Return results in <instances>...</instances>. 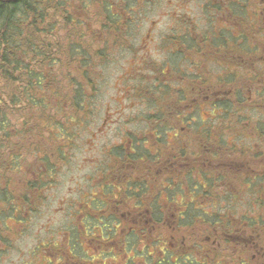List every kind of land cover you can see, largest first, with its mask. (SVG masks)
Here are the masks:
<instances>
[{"label":"flooded vegetation","instance_id":"af4514ba","mask_svg":"<svg viewBox=\"0 0 264 264\" xmlns=\"http://www.w3.org/2000/svg\"><path fill=\"white\" fill-rule=\"evenodd\" d=\"M249 1L246 13L244 0H178L166 54L146 75L172 104L120 109L131 115L121 125L107 111L80 142L90 147L74 186L28 213L30 252L16 263L264 264V0ZM185 3L201 18L181 15ZM248 111L251 126L228 123ZM18 217L7 241L20 237Z\"/></svg>","mask_w":264,"mask_h":264},{"label":"trees","instance_id":"16d2710c","mask_svg":"<svg viewBox=\"0 0 264 264\" xmlns=\"http://www.w3.org/2000/svg\"><path fill=\"white\" fill-rule=\"evenodd\" d=\"M151 2L156 3L0 0V236L6 244L11 242L6 238L12 232L13 213L19 214L13 227L22 228L19 239L28 236L32 232L31 227L24 228L28 213L33 207L41 210L52 188L61 187L60 177L73 167L74 149H80L83 133L89 134L95 124L92 108L102 67L114 61V54L140 52L134 33L141 10ZM250 5L244 0L246 13ZM175 34L168 37V44ZM146 66V75L158 68L154 62ZM139 79L151 85L145 89L158 101L162 84ZM105 118L106 114L101 123ZM34 163L35 182L29 175ZM16 179L20 185L14 187ZM33 187L38 196L31 198Z\"/></svg>","mask_w":264,"mask_h":264},{"label":"rangeland","instance_id":"374dc122","mask_svg":"<svg viewBox=\"0 0 264 264\" xmlns=\"http://www.w3.org/2000/svg\"><path fill=\"white\" fill-rule=\"evenodd\" d=\"M154 1L156 3L151 2L145 5L144 9L141 10L139 16V27L138 30L134 33V43H136L135 45H143L141 48V52L135 54V52L132 51H123L114 54L112 55L114 61L102 67L103 76L98 78L99 88L92 108L93 113H95L96 115L93 118V123H95V126H91V130L93 129V131H91L90 134L97 129L96 125L101 124V119L105 116L108 110H110L109 112L112 115L109 117L111 119L109 123H114V125L115 123L116 125H121L120 123H122L123 121L130 123L129 119L131 115L129 114V111L122 113V115H119L121 111L119 112V114H117V111L120 109L156 107L160 108L163 106L169 108L168 104H172L173 102V98L163 97L158 93V97L160 98L157 101L156 97L153 98L154 95L147 93L151 85L145 84L142 81L143 79H139L140 77L147 79L146 76H143V74H147V62H154L157 64L161 62L162 56L166 53L162 52L161 47H159L161 43L160 38L163 34H167L170 30H172L173 27H175V22L177 20V17H175V10L178 6V0H167L168 2L166 0ZM182 5H184V11L180 12L181 15H186L188 19L197 16L200 17L199 13L196 10V3H185ZM112 53L113 52H111L110 54ZM142 57L146 58V60H143V62L140 59ZM146 87H149L148 90H146ZM141 90H143V92H141ZM141 94H143L144 96H141ZM149 97L153 98V101L151 103L149 102ZM163 100H165L166 102L162 103ZM143 101L145 102L143 103ZM201 118L202 120L208 119L206 115H203ZM255 119L256 113L253 111H248L243 115L233 116L229 118L228 123L236 124L239 123L237 121H240L242 123L239 124L243 126L245 125L244 128H246L247 125L251 126L252 123H254ZM117 128V126L108 128V131L111 134V140H114L112 135L115 133L114 130H116ZM127 128L130 127L127 126ZM86 134L87 133L85 132L83 133L84 137L81 141L88 139V135L90 134ZM107 139L108 136H101L97 138L95 145L98 146V149L102 147L103 141ZM79 145L80 147L82 146L81 144ZM89 147L90 143L85 142V145L82 147V149H74V156L72 159H70V161H72L73 167L71 168V170L67 171L68 173H64V175L60 177V183L57 187H61L55 188V190H52L48 194V199L46 200L45 205L47 204L51 208L54 203V195L61 196L66 191V189H68L69 185L74 186V183H71L69 179L72 176L78 178L79 174L76 170V165L79 164V161L80 163L82 162V158L86 155L84 153V150ZM100 153L101 150H99L98 156H100ZM14 177L16 178V176ZM19 185L20 182H18V179H16L14 187H17ZM30 246L31 239L27 237H23L17 241H11L10 244H6L5 247H1L0 245V264H18L16 263L18 257L22 253H25L27 255L30 252ZM7 254L9 255L6 257ZM26 258L27 257H25V259ZM13 261H15V263ZM20 264H22V260H20Z\"/></svg>","mask_w":264,"mask_h":264},{"label":"water","instance_id":"95a60500","mask_svg":"<svg viewBox=\"0 0 264 264\" xmlns=\"http://www.w3.org/2000/svg\"><path fill=\"white\" fill-rule=\"evenodd\" d=\"M1 1L11 3V2H14V1H16V0H1Z\"/></svg>","mask_w":264,"mask_h":264}]
</instances>
